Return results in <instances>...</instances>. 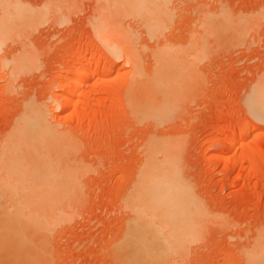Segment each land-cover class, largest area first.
I'll use <instances>...</instances> for the list:
<instances>
[{
    "label": "rangeland",
    "instance_id": "1",
    "mask_svg": "<svg viewBox=\"0 0 264 264\" xmlns=\"http://www.w3.org/2000/svg\"><path fill=\"white\" fill-rule=\"evenodd\" d=\"M144 2L165 12L156 36L121 0H0V150L31 109L70 142L58 164L75 170L77 189L49 236L51 264H122L154 140L176 146V173L204 213L168 263L249 264L264 250V0ZM161 51L175 54L176 79L158 94L173 96L164 116L150 120L141 94ZM80 67L107 83L85 80L73 113L59 97Z\"/></svg>",
    "mask_w": 264,
    "mask_h": 264
},
{
    "label": "bare ground",
    "instance_id": "2",
    "mask_svg": "<svg viewBox=\"0 0 264 264\" xmlns=\"http://www.w3.org/2000/svg\"><path fill=\"white\" fill-rule=\"evenodd\" d=\"M121 1L125 11L128 10L127 14L146 20V24L144 22L146 31L151 37L156 36L165 27L163 26L165 12L160 11L159 17L155 16L157 19L153 21L151 18H155L153 15L158 8L151 6L153 9L151 10L144 0ZM98 29L99 27L96 28L97 32ZM102 30L105 31V29ZM119 43V47L123 44L124 48L125 41H121L122 44ZM126 45L127 49L124 48L128 53L125 52L126 55L131 58V61H135L131 46ZM175 58V54L170 51L166 53L161 51L158 54L157 66L162 71L157 70L144 83L142 91L144 93L141 94L143 96L141 100H144L143 106L141 105L143 109L140 105L138 106L142 109L141 114H144V118L154 120L159 117L160 119L164 116L165 107L170 105L169 101L171 102L173 96L169 98L165 95V98L158 100V94L175 84L177 69H175L174 62H177ZM135 62L131 64L133 63L136 77H142L140 68ZM108 68L106 66V69ZM103 69L105 73L106 69L104 67ZM172 70L173 74L170 75ZM110 71L111 68L107 70V72ZM95 73V69L86 70L85 67L77 69L74 77L67 80L63 87L64 95L59 97L61 108L69 109L73 113L81 108L79 100L84 96L85 80L94 78L95 84L104 82L102 77L95 78ZM259 97L264 104V90L260 92ZM86 108L82 106V110ZM260 108L257 109L259 112L264 110ZM33 110L28 111L29 114L26 112L27 116H21L22 119L18 118L16 125L14 124V130L11 129L13 134L9 133V140L6 139L5 146L2 145L0 150V264H51L49 236L53 233L55 226L65 220L64 209L63 212L61 209L66 206L67 199L73 198L76 193L74 190L77 189L75 188L76 174H72L75 170L68 173L63 164H58L60 158L70 150L69 140L51 128L43 115ZM247 132L245 137L248 135ZM245 137L232 144L235 143L236 147L241 146L248 138L245 139ZM149 144L150 159L136 184L138 200L136 199L135 206L138 210L135 209V219L128 224L131 225L130 229L127 228L129 233L126 232L124 240L120 242L119 251H123L125 255L122 264H167L170 260L172 261L171 257L181 253V249H184L183 244L187 245L189 241H185L189 237L197 236L195 234L200 231L199 226L204 222L200 221L204 213L200 215L202 210L198 208L199 205L196 202L194 203L191 193L189 194V190L176 173L175 158L177 157L174 155L178 153L176 146L162 140H154ZM158 154L161 155L160 159L156 157ZM72 193L73 196H71ZM64 202L66 204H63ZM198 220L199 224H197ZM193 233H195L194 236ZM252 255V258L249 257L250 261L247 260L249 264H264V250Z\"/></svg>",
    "mask_w": 264,
    "mask_h": 264
}]
</instances>
